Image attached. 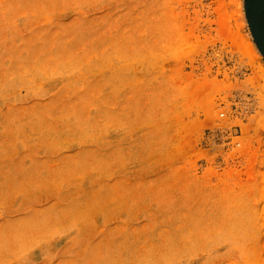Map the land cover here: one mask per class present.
I'll list each match as a JSON object with an SVG mask.
<instances>
[{
  "label": "rangeland",
  "instance_id": "obj_1",
  "mask_svg": "<svg viewBox=\"0 0 264 264\" xmlns=\"http://www.w3.org/2000/svg\"><path fill=\"white\" fill-rule=\"evenodd\" d=\"M263 23L0 0V264H264Z\"/></svg>",
  "mask_w": 264,
  "mask_h": 264
},
{
  "label": "bare ground",
  "instance_id": "obj_2",
  "mask_svg": "<svg viewBox=\"0 0 264 264\" xmlns=\"http://www.w3.org/2000/svg\"><path fill=\"white\" fill-rule=\"evenodd\" d=\"M257 18H258V16H257ZM262 21H263V20H262ZM262 21H261V22H262ZM225 22H227V21H225ZM228 22H229V21H228ZM222 24L227 25V24H225V23H222ZM263 24H264V23H263ZM249 45H250V44H249ZM249 48H250V47H249ZM254 49H255V48H254ZM250 50H252V49H250ZM254 56L259 57L255 52H254ZM257 57H256V58H257ZM254 58H255V57H254ZM252 123L254 124V121H253ZM248 124H249V123H247L245 126H247ZM249 125H250V124H249ZM251 125H252V124H251ZM259 126H262V125L260 124ZM262 127H263V126H262ZM241 128H243V127H240V129H241ZM247 128H248V127H247ZM257 128H258V127H257ZM252 129H253V128H252ZM261 130H262V129H261ZM241 131H242V130H241ZM245 133H246V130H245ZM256 134H257V132H256ZM251 137H252V136H251ZM253 179H254V178H253ZM253 179H252V180H253ZM257 179H258V178H257ZM255 181H256V180H255ZM255 181H254V182H255ZM251 182H252V181H250V185L252 186V183H251ZM261 182H262V181H261ZM255 183H256V182H255ZM253 185H254V188H255V184H253ZM251 186H250V187H251ZM251 188H252V187H251ZM254 188H253V189H254ZM263 188H264V187H263ZM244 190H246V189H244ZM260 190H263V189H260ZM262 192H264V191H262ZM262 192H261V195L263 194ZM261 197H262V200H264V199H263L264 194H263ZM263 202H264V201H263Z\"/></svg>",
  "mask_w": 264,
  "mask_h": 264
},
{
  "label": "water",
  "instance_id": "obj_3",
  "mask_svg": "<svg viewBox=\"0 0 264 264\" xmlns=\"http://www.w3.org/2000/svg\"><path fill=\"white\" fill-rule=\"evenodd\" d=\"M255 39H257V38H255ZM260 51L263 53V55H264V48H262V47H260Z\"/></svg>",
  "mask_w": 264,
  "mask_h": 264
}]
</instances>
